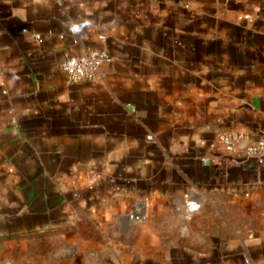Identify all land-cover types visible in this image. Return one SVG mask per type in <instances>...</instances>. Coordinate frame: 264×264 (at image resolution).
<instances>
[{
    "label": "crops",
    "instance_id": "crops-1",
    "mask_svg": "<svg viewBox=\"0 0 264 264\" xmlns=\"http://www.w3.org/2000/svg\"><path fill=\"white\" fill-rule=\"evenodd\" d=\"M238 131L264 139V0H0V264H264Z\"/></svg>",
    "mask_w": 264,
    "mask_h": 264
},
{
    "label": "built area",
    "instance_id": "built-area-1",
    "mask_svg": "<svg viewBox=\"0 0 264 264\" xmlns=\"http://www.w3.org/2000/svg\"><path fill=\"white\" fill-rule=\"evenodd\" d=\"M70 35L76 40L75 27L69 25L67 27ZM35 38H39L38 34H34ZM109 59L104 51L88 50L82 55H69L60 63V68L65 72L69 82H79L84 80H95L99 74L101 63ZM245 135L241 132H222L218 135V141L224 150L230 154H234L242 150L248 156L264 158V139L252 142H244ZM199 208L195 202H186L185 210L192 213ZM129 218L135 221L144 219L142 214H130Z\"/></svg>",
    "mask_w": 264,
    "mask_h": 264
},
{
    "label": "rangeland",
    "instance_id": "rangeland-1",
    "mask_svg": "<svg viewBox=\"0 0 264 264\" xmlns=\"http://www.w3.org/2000/svg\"><path fill=\"white\" fill-rule=\"evenodd\" d=\"M191 215H192V213H187V214H186L187 219H190V218H191Z\"/></svg>",
    "mask_w": 264,
    "mask_h": 264
}]
</instances>
